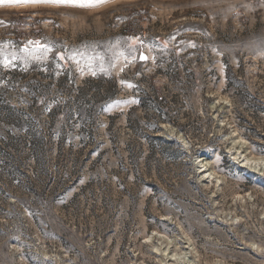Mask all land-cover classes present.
Instances as JSON below:
<instances>
[{"label":"rangeland","instance_id":"374dc122","mask_svg":"<svg viewBox=\"0 0 264 264\" xmlns=\"http://www.w3.org/2000/svg\"><path fill=\"white\" fill-rule=\"evenodd\" d=\"M243 159L264 0L0 2V264H264Z\"/></svg>","mask_w":264,"mask_h":264},{"label":"snow or ice","instance_id":"6c2138e0","mask_svg":"<svg viewBox=\"0 0 264 264\" xmlns=\"http://www.w3.org/2000/svg\"><path fill=\"white\" fill-rule=\"evenodd\" d=\"M0 2H3V0H0ZM13 2H40V0H13ZM52 2L69 3L80 7H91L93 6L94 0H52ZM98 2H103V0H98Z\"/></svg>","mask_w":264,"mask_h":264},{"label":"bare ground","instance_id":"6f19581e","mask_svg":"<svg viewBox=\"0 0 264 264\" xmlns=\"http://www.w3.org/2000/svg\"><path fill=\"white\" fill-rule=\"evenodd\" d=\"M262 162H250L249 160H247V159H243V162L245 163V162H248V163H251V164H255V165H261V166H263L264 167V161L263 160H261ZM246 164V163H245ZM251 167V166H250ZM255 167V166H254ZM256 168H257V166H256ZM264 169V168H263ZM209 175V174H208ZM211 175V174H210ZM212 176V175H211ZM210 177V176H209Z\"/></svg>","mask_w":264,"mask_h":264},{"label":"trees","instance_id":"16d2710c","mask_svg":"<svg viewBox=\"0 0 264 264\" xmlns=\"http://www.w3.org/2000/svg\"><path fill=\"white\" fill-rule=\"evenodd\" d=\"M154 140H158V141H160V142H164V143H167V144H176V142L173 141V140H169V141H167V140H165V139H163V138H161V137H156V138H154Z\"/></svg>","mask_w":264,"mask_h":264},{"label":"water","instance_id":"95a60500","mask_svg":"<svg viewBox=\"0 0 264 264\" xmlns=\"http://www.w3.org/2000/svg\"><path fill=\"white\" fill-rule=\"evenodd\" d=\"M178 141V140H177ZM179 142V141H178Z\"/></svg>","mask_w":264,"mask_h":264}]
</instances>
